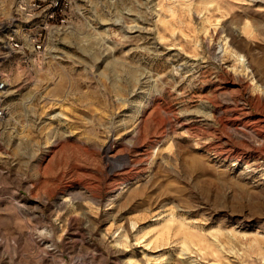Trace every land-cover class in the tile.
Returning a JSON list of instances; mask_svg holds the SVG:
<instances>
[{
    "label": "rangeland",
    "instance_id": "374dc122",
    "mask_svg": "<svg viewBox=\"0 0 264 264\" xmlns=\"http://www.w3.org/2000/svg\"><path fill=\"white\" fill-rule=\"evenodd\" d=\"M16 1L0 264H264V0H74L41 61Z\"/></svg>",
    "mask_w": 264,
    "mask_h": 264
},
{
    "label": "built area",
    "instance_id": "2783aa9c",
    "mask_svg": "<svg viewBox=\"0 0 264 264\" xmlns=\"http://www.w3.org/2000/svg\"><path fill=\"white\" fill-rule=\"evenodd\" d=\"M73 5L74 0H17L15 14L25 20L23 25L27 32L22 37L11 35L6 46L26 56L33 55L34 59L44 60L51 51L55 37L73 25ZM4 87L5 83L0 81V89ZM4 112L0 106V117L4 116Z\"/></svg>",
    "mask_w": 264,
    "mask_h": 264
},
{
    "label": "bare ground",
    "instance_id": "6f19581e",
    "mask_svg": "<svg viewBox=\"0 0 264 264\" xmlns=\"http://www.w3.org/2000/svg\"><path fill=\"white\" fill-rule=\"evenodd\" d=\"M8 47V46H7Z\"/></svg>",
    "mask_w": 264,
    "mask_h": 264
}]
</instances>
